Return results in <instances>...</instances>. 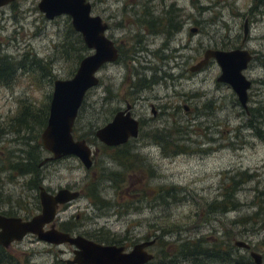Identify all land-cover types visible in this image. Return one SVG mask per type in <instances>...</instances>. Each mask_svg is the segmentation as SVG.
I'll use <instances>...</instances> for the list:
<instances>
[{"label":"rangeland","instance_id":"obj_1","mask_svg":"<svg viewBox=\"0 0 264 264\" xmlns=\"http://www.w3.org/2000/svg\"><path fill=\"white\" fill-rule=\"evenodd\" d=\"M89 1L92 13L108 22L107 37L115 38L121 49L131 51L97 73L99 85L86 94L74 124L75 139L94 137L96 129L111 120L115 109L124 106L120 97L130 91L132 84L137 87L141 77L150 80L158 75L161 82L152 91L138 93L140 99L133 102L134 113L151 118L149 105L160 107L163 114L149 130L168 132L167 141L142 130L137 141L142 148L129 152L132 158L123 164L113 161L97 141L88 143L95 153L90 169L68 156L45 163L36 181L34 176L10 171V163L17 160L20 149L29 151L20 140L23 132L18 136L11 131V120L17 117L21 105L33 110L40 108L52 95L54 80H67L74 75L77 60L64 53L63 47L56 48L67 42L69 16L47 19L38 8L39 0H16L2 6L0 58L21 60L24 53H30L29 59L39 62L33 72L19 69L8 86L0 85V213L23 219L39 214L35 182L52 193L61 188L81 192L79 199L58 212V229L65 224L75 235L122 240L121 245L127 251L137 243L159 237V243L148 249L155 260L163 242H178L179 236L200 239L204 247L201 252L206 255L196 256L195 263L188 260L184 264H214L207 262V246L214 244L220 245L222 254L215 264H233L232 256L226 259L223 255L224 248L226 244L234 247V242L244 241L251 251L262 256L264 264V214L256 216L260 207L264 209V140L249 126V114L232 89L217 82L220 68L215 61L204 72L186 73L206 50L237 48L245 20L249 28L246 49L264 53V0H165L167 4L175 2L183 10L184 17L180 19L188 21L171 39L170 47L178 49L179 57V67L174 70L168 69L165 61L161 66L157 53L153 54L166 42L165 33L153 36L134 22L133 13L122 8V3L129 0ZM155 13L158 15L159 10ZM191 27L196 30L191 31ZM147 48L151 51L148 55ZM158 67L172 71L173 78L156 72ZM245 74L253 81L248 91V110L263 106L264 61L251 65ZM34 76L39 81H33ZM42 131L34 136L31 133L38 136L41 145ZM42 150L41 162L50 156L43 147ZM102 169L124 175L117 187L111 182L99 187L110 206L97 208L84 196V189L100 179ZM240 173L251 177L242 180L238 178ZM234 177L241 181L236 190L228 192L233 190L234 208L211 214L207 203L222 199ZM160 187L176 188V196L164 202L156 196ZM72 250L69 245H49L27 235L22 241L12 243L8 252L20 264H55L56 261L67 264L73 258ZM235 251L246 263L255 264L248 251Z\"/></svg>","mask_w":264,"mask_h":264},{"label":"water","instance_id":"obj_2","mask_svg":"<svg viewBox=\"0 0 264 264\" xmlns=\"http://www.w3.org/2000/svg\"><path fill=\"white\" fill-rule=\"evenodd\" d=\"M11 1L15 0H0V7ZM38 8L47 19L61 15L69 16L72 27L91 51L79 62L71 78L56 79L53 82L48 120L40 135L43 149L51 156L41 164L73 156L86 169H90L93 166V150L85 140L74 138V124L87 92L99 83L97 73L104 65L118 60V51L113 41L106 36L107 22L92 13L89 0H39ZM247 31L245 25V37ZM210 59L215 60L220 68L217 82L229 86L239 104L247 111L248 91L252 82L244 72L252 60L250 52L242 49H209L204 52V60L192 67L191 71L201 69ZM137 134L138 122L129 113L123 112L115 115L111 122L95 132L98 141L109 147L125 144ZM38 196L41 212L28 220L0 214L1 247L8 249L12 243L22 241L27 235H33L49 245L72 247L73 258L67 261V264H147L153 260L154 255L149 253L148 249L155 244V239L137 243L127 251L122 245L100 244L82 235L58 230L55 222L58 208L79 199L80 192L61 188L51 194L40 186ZM235 246L250 249V246L242 241H237ZM250 256L255 264H262L260 254L251 252Z\"/></svg>","mask_w":264,"mask_h":264},{"label":"trees","instance_id":"obj_3","mask_svg":"<svg viewBox=\"0 0 264 264\" xmlns=\"http://www.w3.org/2000/svg\"><path fill=\"white\" fill-rule=\"evenodd\" d=\"M15 5V4H14ZM68 19V37L67 42L65 45L56 46L57 49L63 47L64 53H66L69 57L74 56L77 60V66L79 62L86 57L88 54V49L84 45L83 40L80 34L74 30L72 27L71 21L69 22L70 18ZM147 26L151 27L152 29H156V25L152 24L151 22L147 23ZM131 50H127L126 52L129 53ZM135 52V50H134ZM30 53H24L21 60H12L11 58H0V85H9L12 79L16 78V71L23 68H28L27 71L33 72L35 69L33 68L35 65L38 64L39 61L36 62L29 59ZM29 62V64L26 63ZM35 75V74H32ZM37 75V74H36ZM32 80H38L37 76H34ZM51 96L47 98V101L43 102L40 108L35 110L30 109L29 106L21 105L17 117L11 120L10 129L11 131L15 132L18 136L19 133L23 132V137H21V141L25 142L24 145L29 148L28 150L20 149V155L17 158V162L10 163V171L16 172L18 175L27 176L31 175L34 176V180L39 175L38 172V165L41 163L40 157L42 152V145L38 143V136H34L35 132L42 131L47 124L48 115H49V102ZM83 105V104H82ZM249 126L255 130V133L258 135L259 138L264 140V105L258 106V108H250L249 109ZM31 133L33 136H31ZM168 133V132H167ZM167 133L164 132H157L154 131L151 134L155 137V134L159 135L160 139L163 141H167L165 138ZM94 137L87 139L80 136L78 139L85 140L89 144H93L97 142L95 135L92 134ZM35 141L34 144H31ZM90 140V141H89ZM31 142V143H30ZM37 145H36V144ZM106 153H109V156L112 159L119 163H125L129 158H132L128 149L125 147L124 149H116L113 152L110 149L104 147ZM14 166V167H13ZM13 167V168H12ZM17 169V170H16ZM102 173L100 174V179L94 180L84 189V196L87 197L89 200L92 201L93 205L97 208L100 206L102 207H109L110 204L104 199L100 194V186L106 182H111L114 186H118L123 181V174L117 171H108L106 169H102ZM251 176L247 175L246 173H240L238 178L244 180L245 178H249ZM121 178V179H120ZM95 179V178H94ZM33 182V181H32ZM238 182H241L240 179L238 181L235 180V177L231 181V187L226 188L224 191V195H222V199L213 201L212 203H207V209L211 211V214L214 213H226L230 210V208H234V199L232 197L233 190H236ZM243 182V181H242ZM34 188L38 190V184L33 182ZM232 192L228 193L230 191ZM176 188L171 187H160L156 190V196L162 197L163 201H167V198H174L176 196L175 193ZM230 205V206H229ZM264 214V209L262 207L259 208V211L256 213V216L259 217ZM62 228L59 229L60 231L71 233L72 229L65 224L60 225ZM165 233H163V236ZM169 235H173L169 232ZM87 238V237H86ZM156 240L160 241L159 237H155ZM90 239V238H87ZM100 244H107V245H121L122 240L116 241L111 239H90ZM181 240V242H179ZM162 241V240H161ZM162 243V242H160ZM163 248L157 253V260L156 257L147 264H184L186 261L190 260L195 263L196 256L198 255H206V252H201V248L203 247V242L200 239H184L181 236L178 237V242H163ZM219 244H214L212 247L207 246V262L212 261L214 264L216 261H219L222 257L221 249ZM230 246V245H228ZM171 248V251L168 252L167 248ZM165 248V249H164ZM224 255V254H223ZM243 258V257H241ZM234 260L233 264H249L246 261L242 260ZM223 259H221L222 262ZM249 262V261H248ZM0 264H20L16 259L9 255L7 249L0 247ZM55 264H63L61 261H56ZM209 264V263H208Z\"/></svg>","mask_w":264,"mask_h":264},{"label":"flooded vegetation","instance_id":"obj_4","mask_svg":"<svg viewBox=\"0 0 264 264\" xmlns=\"http://www.w3.org/2000/svg\"><path fill=\"white\" fill-rule=\"evenodd\" d=\"M12 2H14V1H11L9 3H12ZM153 2H155V4H153ZM122 8H123L124 11H131L133 13L134 22H136V23L140 24L142 27H144L145 31H147L149 34H153V36H159V34H160L159 32L165 33L164 37H166V42L162 43L161 46L156 51L153 52V54L155 52L157 53L158 60L162 61L161 62V66H163V61H165L166 62V66L169 67L168 69L174 70V68H178L179 64L177 62V59L179 57H178V55H176L177 52H178L177 51L178 49L171 48L170 47V43H171V39L174 40L173 37L175 36V34H177L185 26V24L188 22L185 18L184 19H180L181 17H184L183 16L184 15L183 14V10L175 2L167 4L165 2V0H158V4H157L156 0H129L128 2H123L122 3ZM157 10H159V14L158 15H156V13H155ZM189 18L190 17L188 16L187 19H189ZM148 22H151L152 24H155L156 25V29L155 28L152 29L150 26L148 27L147 26ZM247 22H248V20H245L244 25H243L242 38H241L240 43L237 46V48H235V49L246 50V51L250 52V54L252 55V60H251V62H249L245 72L250 69L251 65H253V64L257 65L258 62H263L264 61V53H262L260 50L246 49L245 43L248 41L249 28L247 27L248 31H247L246 37L244 36V29H245V25L247 26ZM107 24H108V22H107ZM108 28H109V25H108ZM190 30L191 31H195L196 28H194V27L192 28L191 27ZM173 34H174V36H173ZM106 36H107V34H106ZM109 39L113 41V43L115 44V46L117 48V51H118L119 58H118L117 61L113 62V63H116V62H118L120 60L121 57L127 55L128 53L124 49H121L120 47L117 46L115 38H109ZM235 49H231V50H235ZM145 51H146L145 52L146 55H148V53H151V51H148V48L145 49ZM225 51H230V50H225ZM135 56H136V53H135ZM132 59L135 60V58H132ZM203 60H204V53H203L202 59L200 58L195 64L191 65V67H189V69L187 70L186 73L199 74L201 72H204L210 66V64L215 61L213 59H210L208 64L206 63L201 69L196 70V71L195 70L191 71L192 67H194L197 64L201 63ZM169 62H171V63L175 62V63L172 66H170ZM160 69L161 68L158 67L156 72H160V73L163 72V75L165 77L173 78L174 75L170 74L172 71L168 72L167 69L166 70L161 69V71H160ZM245 72H244V75H246ZM133 75H135V73ZM246 77L248 79V76H246ZM250 81L253 84V81L252 80H250ZM98 82H99V78H98ZM159 82H161V78L158 77V75H153L152 79H150V80L141 77V79L139 81V84H137V87L134 84H132V87L130 88V91L128 93L124 94V96L120 97V98H122L124 100V102H123L124 106L123 107L119 106L113 112V116H112L111 120L115 117V115H117V114H119L121 112H123L124 114H128L129 113L130 116L134 120H136L138 122V134H137V136L129 138L127 140V142L125 144H122V145L109 147V146H106V145L101 143V146H104V147L110 149L111 152H113L116 149H124L126 147L130 153L132 151H137V149H141L142 148L137 143L138 138L140 136V132L142 130H145V131H149L151 133L153 131V129H151L152 131L149 130V126H153V122L156 121L163 113H162V109L160 107H158V106L156 107L154 104H150L149 105V110L151 112V118H146V117L144 118V117L137 116L134 113L133 102L135 100L138 101L140 99V97H138V93H140L142 91H145L146 89H149V91H152L153 88L155 87V85L158 84ZM98 85H99V83H98ZM50 100H51V98H50ZM105 100H107V99L105 98ZM246 113L249 114V110L248 109H247ZM111 120L107 121L104 125L98 127L96 129V131L99 130L100 128L104 127L109 122H111ZM148 135H150V134H144V135L142 134L141 136L149 137ZM95 138H96V136H95ZM96 140L98 141L97 138H96ZM93 154L95 155V153H93ZM49 157H47L45 159H48ZM43 161L41 163H43ZM15 162H17V160H15ZM47 162L49 163V162H52V161H47ZM47 162H45V163H47ZM41 163L38 165V172L39 173H40V168H42L43 165H45V163L43 165ZM50 193L51 194H55L56 192H53V193L50 192ZM62 207L63 206H60L58 208L57 215H58V212L60 211V209ZM40 212H41V208H40ZM0 214L3 215V216H6V217H15V216H8V215H5L3 213H0ZM28 219H30V218L23 219V220H28ZM242 242H244V241H242ZM235 243L236 242H234V244H233L234 247L233 246H228L226 244V247L224 248V251H223V254L225 255L226 259H227V257H229V259H230L231 256H232V258H234V260H239L241 258V255H236L235 254V252H236L235 249H244V248H239V247L235 246ZM10 248H11V246L8 249H10ZM244 250L248 251L249 257L251 258L250 253L254 252V251H251V246H250L249 250H247V249H244ZM262 261H263V258H262ZM253 262H254V260H253Z\"/></svg>","mask_w":264,"mask_h":264},{"label":"bare ground","instance_id":"obj_5","mask_svg":"<svg viewBox=\"0 0 264 264\" xmlns=\"http://www.w3.org/2000/svg\"><path fill=\"white\" fill-rule=\"evenodd\" d=\"M173 9H174V8H173ZM17 161H18V160H17ZM42 165H43V164H42ZM13 167H14V166H13ZM13 167H12V168H13ZM16 170H17V169H16Z\"/></svg>","mask_w":264,"mask_h":264}]
</instances>
